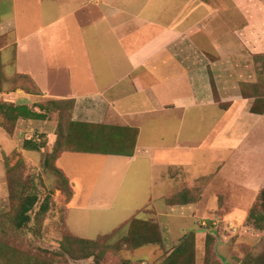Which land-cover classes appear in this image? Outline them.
<instances>
[{
    "label": "crops",
    "instance_id": "obj_1",
    "mask_svg": "<svg viewBox=\"0 0 264 264\" xmlns=\"http://www.w3.org/2000/svg\"><path fill=\"white\" fill-rule=\"evenodd\" d=\"M0 40L2 73L29 76L43 94L12 90L4 77L0 102L70 101L74 123L124 129L134 145L131 156L60 155L57 166L74 191L65 218L73 235L88 239L89 231L82 190L62 163L70 153L121 158L138 186L149 178L147 198L158 187L166 192V211L144 208L138 217L162 232L161 245L144 247L160 249L152 262L161 264L194 233L204 249L213 237L227 263L222 230L263 233L246 222L264 190V114L252 112L256 59H264V0H0ZM144 115L154 116L153 132L172 134L168 144L142 142ZM33 122L20 121L13 135L0 127V206L9 202L6 156L22 152L34 171L43 162L45 153L22 150ZM40 132L49 134L51 150L56 133ZM182 192L185 202L172 203ZM248 241L249 250L255 242Z\"/></svg>",
    "mask_w": 264,
    "mask_h": 264
},
{
    "label": "rangeland",
    "instance_id": "obj_2",
    "mask_svg": "<svg viewBox=\"0 0 264 264\" xmlns=\"http://www.w3.org/2000/svg\"><path fill=\"white\" fill-rule=\"evenodd\" d=\"M13 52L14 50L12 55ZM256 70L258 82L264 92V59H256ZM4 77L10 84L15 80L9 71L3 74ZM14 88L15 84L12 90ZM4 100L11 101L8 97ZM43 103L46 105L50 102ZM68 111H70V106L65 111L64 122L69 119ZM143 118L146 124L142 131L143 143L155 144L156 141L159 144L162 140L164 144L170 142L171 133L167 134L164 130L153 132L150 129L154 116L144 115ZM59 125L57 112L47 123L36 121L31 124L35 132L41 130L49 133H57ZM23 128L26 129L28 126L25 124ZM15 162L18 167L13 174L16 187L13 190L12 200L0 206V245L3 248V252H0V260L5 264H21L27 260L40 264H131L129 261L134 264L156 263L152 262L150 254L155 250L160 253L157 247L131 251L124 246L123 236L126 229L122 231L120 229L114 237L107 236L98 240L100 248L97 255L90 257L85 256L79 244L74 243L75 246L68 244L66 239L74 237L70 235L66 226V204L62 200V193L58 189L56 178L44 170V162L40 169L35 171L29 168L24 161H19L17 157ZM62 163L74 185L82 190L80 200L83 211L81 213L87 217L84 223L89 231L87 234L89 240H96L99 235L112 233L136 216L143 218L144 208L156 209L159 212L166 211L167 206L160 198L161 193L166 192L158 187L153 199L147 198L145 191L150 186L149 178L146 177L138 186V182L133 178V170L130 169L126 173V161L121 158L70 153L62 160ZM23 187L27 191L33 190L39 194L41 202L50 197L52 210L45 219L33 221L27 229L20 230L14 218L21 203L20 192ZM148 199L151 203L146 205ZM162 219L164 222L180 224L186 222H178L176 218L162 217ZM221 233L227 234V246L232 261L225 263L220 260L215 249L216 243L212 242L209 246L210 251H207V245L204 249L203 246L200 248L196 244V264H205L207 258H209L208 264H241L248 254L260 253L264 250V233H260L261 235L254 233L253 237L252 232L246 229H238L237 232L222 230ZM251 238L255 244L248 250L247 246L250 244L248 239Z\"/></svg>",
    "mask_w": 264,
    "mask_h": 264
},
{
    "label": "trees",
    "instance_id": "obj_3",
    "mask_svg": "<svg viewBox=\"0 0 264 264\" xmlns=\"http://www.w3.org/2000/svg\"><path fill=\"white\" fill-rule=\"evenodd\" d=\"M4 46L3 41L0 40V49ZM1 67V57H0ZM13 84L15 90H23L28 94L41 96L42 92L37 87L32 78L26 75H16ZM3 79L2 70H0V80ZM255 98L256 102L252 107V112L255 114H264V92H262L261 85H255ZM49 104L39 103L35 105H17L10 101L0 102V127L3 128L9 135H13L18 127L20 121H41L48 122L51 120L52 115L57 112L59 114L60 125L56 133L57 140L51 150L48 149L49 134L45 132H35L30 138L24 140L22 150L27 152L45 153L43 162L44 170L52 174L57 181L58 189L62 193V200L66 206L72 201L74 196L73 186L70 179L65 173L57 166V160L64 151H77L83 153H96V154H116V155H133V150H127L133 147L130 135H125L120 132L124 130L121 128L109 126H95L83 123H74L72 121V110L74 103L49 101ZM70 106L69 119L64 122L65 111ZM66 123V124H65ZM16 157L19 161L26 159L22 152H14L10 156H6L5 164L7 169V181L9 188V200H12L13 190L16 187V182L13 180V174L18 167L16 164ZM185 192L180 193L171 202L174 204L183 203ZM21 203L17 214L14 218L15 224L18 229H27L29 225L35 221L43 220L47 217L52 210L50 197L45 198L41 202L39 194L33 190L27 191L24 187L20 192ZM39 206V208H38ZM246 225L264 233V190L259 194L257 201L253 205ZM126 229L123 236V244L127 249L134 251L142 249L147 246H158L163 242L162 232L159 225L153 220H141L134 217L131 221L121 226L116 231L109 235L101 236L96 240H89L79 238L70 232L73 239L68 238L66 241L70 245L74 243L81 246V250L85 256L90 257L97 255L100 248L98 240L107 236L114 237L119 231ZM214 242L211 236L207 239V251H210L209 246ZM0 252L3 248L0 245ZM129 261V260H128ZM209 258L205 260L208 264ZM131 264V261H129ZM7 263V262H6ZM127 263V262H126ZM0 264H5L0 260ZM8 264V263H7ZM21 264H40L27 260ZM161 264H196V237L194 233L188 234L181 243L175 247L173 252L165 258ZM241 264H264V250L260 253H251L241 262Z\"/></svg>",
    "mask_w": 264,
    "mask_h": 264
}]
</instances>
